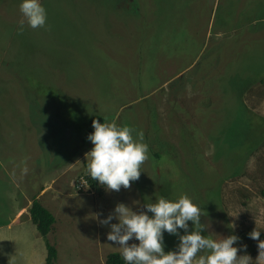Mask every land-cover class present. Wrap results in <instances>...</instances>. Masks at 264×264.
Listing matches in <instances>:
<instances>
[{
  "label": "rangeland",
  "instance_id": "rangeland-1",
  "mask_svg": "<svg viewBox=\"0 0 264 264\" xmlns=\"http://www.w3.org/2000/svg\"><path fill=\"white\" fill-rule=\"evenodd\" d=\"M20 3L0 0V264H40L44 241L30 225L12 227V200L37 195L46 165L67 168L93 147L84 138L94 116L142 131L149 148L139 180L95 196L98 206L136 211L186 193L203 211L201 235H236L238 254L264 264L249 236L264 234V146L250 151L264 134L255 123L264 120V80L253 81L264 71V0H41L49 27L25 24L18 34ZM12 164L27 177L16 189ZM74 201L70 225L98 233L109 254L102 214L85 218ZM178 243L164 233L165 252Z\"/></svg>",
  "mask_w": 264,
  "mask_h": 264
},
{
  "label": "clouds",
  "instance_id": "clouds-1",
  "mask_svg": "<svg viewBox=\"0 0 264 264\" xmlns=\"http://www.w3.org/2000/svg\"><path fill=\"white\" fill-rule=\"evenodd\" d=\"M19 12L22 19L18 22V34L23 33L25 24L32 29L49 27L41 0H21ZM248 111L251 114L252 110ZM92 128L94 131L87 139L93 147L85 154L87 173L83 176H90L108 191L119 192L122 187L130 189L131 183L139 180L142 165L148 159L149 148L144 142L143 132L128 125H118L115 121L101 123L95 119ZM259 163L262 165V178L264 155ZM81 193L94 192L88 189ZM202 215V209L186 193H181L175 200L159 197L136 211L117 203L99 223L110 227L107 240L119 246L125 264H252L249 255L238 254L240 249L234 246L240 239L238 236L218 235L214 239L201 235L207 229L201 223ZM113 219L117 222L110 223ZM231 228L235 225L232 224ZM181 229L183 235L178 231ZM165 232L178 237L175 250L165 252ZM249 236L258 241L256 260L264 261V240L259 239L260 231L255 228ZM133 240L138 243H130ZM241 248H246V245H241Z\"/></svg>",
  "mask_w": 264,
  "mask_h": 264
},
{
  "label": "crops",
  "instance_id": "crops-1",
  "mask_svg": "<svg viewBox=\"0 0 264 264\" xmlns=\"http://www.w3.org/2000/svg\"><path fill=\"white\" fill-rule=\"evenodd\" d=\"M249 20L251 21L249 22ZM252 20L254 19H247L249 25L252 24ZM54 85L59 87L60 90L54 86L58 92L62 91L59 83H54ZM90 150L91 149L87 146L83 145L82 148H80L77 157L68 163L67 168L61 167L60 169H54L53 163L46 165L41 171V174L46 175L48 178L45 181V185L38 191L37 195L25 196L22 193L21 201L14 203L12 200V221L16 222V224H12V227L15 225L21 227L24 225H30L29 228L32 230V233L34 231L35 235H39L27 213V208L31 199L34 197L52 214L54 217V223L51 231L47 235V240L56 249L55 264H105L104 260L106 254L102 249V238L100 235L97 233L93 239L84 226L79 227L77 223H75V225H70L74 223V219L77 218L76 215L79 214L75 211L78 206H75L74 200H78L80 202L79 206H81V211H83V214L80 215L85 218L90 219L89 216L91 215L96 216L97 218L95 210H97L99 215L102 214V219L109 215L106 205L98 206V199H94L97 195L103 196V194L108 192V190L104 188L100 193L94 192L79 194L76 193L72 187V182L78 175L87 173V159L85 158V154ZM53 173L55 174L53 175ZM23 181H27V177L24 179H18L14 173L12 164V189H16L17 184H20L18 182ZM122 189L124 188L122 187L121 190ZM82 199L83 202L81 204ZM84 200L88 201L84 202ZM91 205H95V209L91 212L90 208V212H86V206L90 207ZM125 205L128 206V204ZM99 207L103 209L100 210ZM130 207H134V203H131ZM17 232L18 231L13 232L12 237L20 236ZM39 237L36 236L38 241ZM105 242L110 247L109 253L121 252L119 246L113 245L112 242L108 240ZM132 242L138 243V241L135 240L130 241V243ZM45 255L46 249L43 242V244L41 243L40 253H38L40 264H44Z\"/></svg>",
  "mask_w": 264,
  "mask_h": 264
},
{
  "label": "trees",
  "instance_id": "trees-1",
  "mask_svg": "<svg viewBox=\"0 0 264 264\" xmlns=\"http://www.w3.org/2000/svg\"><path fill=\"white\" fill-rule=\"evenodd\" d=\"M263 80H264V71L260 72L253 79V81L259 82V83L263 82ZM52 94H53V92L49 91V92H47L46 96L51 97ZM93 119L97 120L98 122L103 123V121H101V119L97 116H94L92 119H90L88 122L87 128L85 130L86 132H85L84 141L90 142L87 139V136L94 131V129L92 128ZM255 123L261 128V130H264V127H263L261 122H255ZM263 146H264V134H262V139L260 140V142L253 149H250V151H252L251 154L258 151ZM246 153L249 154L250 152L247 150L245 152V154H243V161H245ZM262 160H263V158H262ZM262 160H261V162H262ZM89 184H90L89 189L95 193L96 192L100 193L101 190L104 189L103 186L99 185L98 182L92 180L91 177L89 179ZM260 194L264 197V189L260 192ZM27 213H28V216L30 218V221L34 224L38 234L40 235V237L44 241V245H45V249H46L44 264H55L56 249L47 240V235L51 231L52 225L54 223V217L45 207H43L38 202L37 199H35V197L31 199V202L27 208ZM259 238L261 240H263L264 234L260 233ZM104 262H105V264H125L121 253H117V252L107 254L105 256Z\"/></svg>",
  "mask_w": 264,
  "mask_h": 264
},
{
  "label": "built area",
  "instance_id": "built-area-1",
  "mask_svg": "<svg viewBox=\"0 0 264 264\" xmlns=\"http://www.w3.org/2000/svg\"><path fill=\"white\" fill-rule=\"evenodd\" d=\"M89 177L88 176H80L78 180H76L74 184V188L77 192H84L89 189Z\"/></svg>",
  "mask_w": 264,
  "mask_h": 264
},
{
  "label": "flooded vegetation",
  "instance_id": "flooded-vegetation-1",
  "mask_svg": "<svg viewBox=\"0 0 264 264\" xmlns=\"http://www.w3.org/2000/svg\"><path fill=\"white\" fill-rule=\"evenodd\" d=\"M261 123H262V125H263V127H264V120L261 121ZM261 170H262V165L259 163V164H258V167H257V176H258L259 180H260V173H261Z\"/></svg>",
  "mask_w": 264,
  "mask_h": 264
},
{
  "label": "bare ground",
  "instance_id": "bare-ground-1",
  "mask_svg": "<svg viewBox=\"0 0 264 264\" xmlns=\"http://www.w3.org/2000/svg\"><path fill=\"white\" fill-rule=\"evenodd\" d=\"M138 89V88H137ZM141 92V91H140ZM137 93H138V91H137ZM140 95V94H139ZM143 96V95H142ZM136 97V96H135ZM135 99V98H134ZM131 100V99H130ZM132 100H133V98H132ZM138 101V100H137ZM141 101V100H140ZM128 102V101H127ZM130 103H131V101H129ZM139 102V101H138ZM122 103H124V102H122ZM128 104V103H127ZM132 104H134V102L132 103ZM135 105V104H134ZM137 106V105H136ZM240 122V121H239ZM239 122H238V124H239ZM240 127V126H239ZM239 130L241 129V128H238ZM235 135V134H234ZM235 138V137H234ZM238 137L236 136V139H237ZM172 237L174 236V235H171ZM176 237V236H175ZM173 239V238H172ZM171 239V240H172ZM171 243H172V241H171ZM175 246V245H174ZM172 247H173V245H172ZM174 250V249H173Z\"/></svg>",
  "mask_w": 264,
  "mask_h": 264
}]
</instances>
